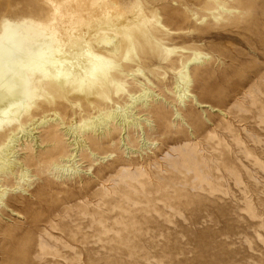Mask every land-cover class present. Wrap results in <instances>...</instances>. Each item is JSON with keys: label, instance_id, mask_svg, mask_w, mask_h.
I'll use <instances>...</instances> for the list:
<instances>
[{"label": "rangeland", "instance_id": "1", "mask_svg": "<svg viewBox=\"0 0 264 264\" xmlns=\"http://www.w3.org/2000/svg\"><path fill=\"white\" fill-rule=\"evenodd\" d=\"M115 1L0 0L13 60L77 25L87 35L108 13H139L133 48L112 58L124 69L118 86L45 97L48 124L37 117L17 134L8 185L0 174V264H264V0H242L249 10L219 0L230 15L207 13L208 0ZM157 28L159 46L142 34ZM106 114L114 122L83 131ZM122 115L134 126L115 129ZM63 117L76 162L48 169L58 157L45 135ZM108 131L113 141H100ZM88 138L100 141L92 152Z\"/></svg>", "mask_w": 264, "mask_h": 264}, {"label": "bare ground", "instance_id": "2", "mask_svg": "<svg viewBox=\"0 0 264 264\" xmlns=\"http://www.w3.org/2000/svg\"><path fill=\"white\" fill-rule=\"evenodd\" d=\"M105 1H106L107 7L110 6L112 10L117 9V6H116L117 1L115 0H105ZM234 1H236L243 8V10L250 9V3H244L242 2V0H234ZM204 7H205L206 12L209 13L210 15H212L214 12L216 13L217 10L223 13L225 12V14L227 13L228 15L232 13V10L230 12L226 8V5L220 2L219 0H208V2L206 3ZM57 9H58L57 7L55 6L53 7L54 15L57 12ZM219 11L217 12L220 13ZM127 13H129V15H126ZM241 13H243V11H241ZM120 14H121L120 16H117L116 14L108 13L107 18L102 19L100 17V21L98 20V22L91 24L88 27L87 35L85 34V31L79 25H77L74 33H72L71 35L70 34L61 35V38L64 40H62L59 36L56 37V40L58 42L57 46L51 47L49 45H44L40 47V49H38L37 51H34L33 48L27 49V51L24 53L25 54L24 58L17 57L13 60L11 57V52H10L11 50H9L7 47H5V45L0 43V174L6 177L5 179L2 177L3 181L1 180L4 185L5 184L8 185L7 181L9 177L7 178V176L9 174L11 175L14 168H16L14 166V162L9 160L10 159L9 156L12 155L11 157H13L15 153L13 152L14 151L13 146L15 145H12V144L19 140V138H16L17 134L26 132V130L30 128V126H33L34 124H36V122H38L40 119H41L40 123L39 124L37 123L38 126L39 125L46 126V124H48L49 122L47 120L45 121V116H47L45 113L49 110V109L47 110V108L50 107L48 105H51V104H50V101H47L45 97H48L54 93L67 95V94H71L74 92L76 93L77 90H81L82 94H88L92 89L97 90L98 88H100L101 90H104L107 87L118 86L120 84L121 81L119 80V77L121 76V74H123L124 69L122 65L120 66L119 64L120 62L113 61L114 62L113 63L112 58L121 60L123 56L122 55L123 52L126 53L128 48L129 49L133 48L134 46V43L132 40L133 34L129 35V32H130L129 30H131V28L138 23L139 13L135 11L131 12V11L125 10V11H122ZM222 15L223 14L221 13V16ZM94 16H96V13H94ZM217 18L219 19V17ZM7 31L10 35H15V32H12L11 30H8V29ZM142 32L141 33L146 35L147 38L155 42L156 46H159L158 42L164 36H166V34H164L160 28H157L156 30L146 29V31H142ZM116 34L118 35L121 34L122 36L123 34H126L125 38L126 40H128L129 47H124V44L118 41L120 38ZM95 36H97L98 38L97 39L94 38V41L92 43L90 39L91 37H95ZM105 45L109 46V48L108 47L106 48L108 50L103 49L104 48L103 46ZM196 60L197 58L194 57L193 61H196ZM112 64L114 65L111 66ZM23 69L29 70L30 74L24 75L22 71ZM135 72L137 71L136 70L132 71V73H135ZM39 100L40 101L44 100L45 101V102L43 101L44 104L41 103L39 105L37 103V101ZM37 105H39V107H37ZM41 107H43V109L39 111ZM97 107L99 106L97 105ZM85 109H84V112H87L85 111ZM155 110L152 112H155ZM156 113L158 114V111ZM110 114L105 115L106 119L102 118L103 116L101 117L99 115L101 118H99L98 116V118L94 122L92 121L91 123H86V124L82 123L83 131L84 130L87 131V129H84V127L85 126L87 127V125H89L91 127L89 129L91 130L93 134H95L99 130L100 126H103L107 120L109 122V120L112 119L111 122H114L115 118H113L114 116H110ZM154 115L155 114L153 113V116ZM161 117L159 119H161ZM35 118H37V120H35ZM65 118L66 117L58 118V119L56 118V120H52V122L50 121L52 123L51 124L52 133L45 135L44 140L48 144L47 146L52 147L53 151L55 150L56 152L55 156L58 157L55 160H52L53 158L51 159L47 167L48 169L53 166L54 168H59L60 164L63 163L64 161L66 163L76 162L74 160V157L76 156L77 151L75 155L74 153L72 154V153H68V151L66 152L67 145L65 147L64 144H62L63 143L62 141H64L62 140L64 135L61 134L62 135L61 136L60 133L58 132V129H60L59 127L61 125L63 126L65 124H68L69 126V122H67V119ZM125 119L126 117L124 116L122 117V119L119 118V121L115 122L113 127H115L116 129V127L119 128L120 126H122V129H123L129 126L131 127V125L134 126V124H131L125 121ZM34 120H35V123L33 124ZM191 122L192 121L190 120V123ZM191 125H193V123ZM36 129L37 128H32L30 129L29 132L36 130ZM89 129L88 131H90ZM72 130H73L72 127L69 126L66 129V132L69 133ZM105 134L103 136L104 138L99 137V138H102L100 141L106 140L107 143L113 141L112 138L115 135L113 136L112 131L111 132L108 131V134H106V136ZM92 141H94V143L96 144H98V142L100 143V141L97 139L88 138V146L90 148L89 149L90 151L94 146V145L91 146ZM10 144L12 147L10 146ZM96 144L95 146H97ZM81 151H83V149H81ZM182 173L183 171L181 172V174ZM20 177H23V176H20ZM2 183L0 182V188L3 185ZM5 187L6 186H4V190L0 191V201L3 200V197H5V194H6ZM5 204L6 206H9V204H11L10 199ZM100 220L103 221L102 219ZM103 231H105V229H103ZM103 234L104 233L99 235L98 241H103L101 238Z\"/></svg>", "mask_w": 264, "mask_h": 264}]
</instances>
